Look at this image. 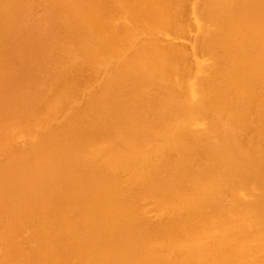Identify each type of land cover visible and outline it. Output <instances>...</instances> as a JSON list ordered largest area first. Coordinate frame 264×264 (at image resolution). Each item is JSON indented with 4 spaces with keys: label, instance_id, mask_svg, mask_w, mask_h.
Here are the masks:
<instances>
[{
    "label": "bare ground",
    "instance_id": "obj_1",
    "mask_svg": "<svg viewBox=\"0 0 264 264\" xmlns=\"http://www.w3.org/2000/svg\"><path fill=\"white\" fill-rule=\"evenodd\" d=\"M0 264H264V0H0Z\"/></svg>",
    "mask_w": 264,
    "mask_h": 264
}]
</instances>
